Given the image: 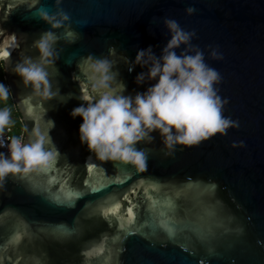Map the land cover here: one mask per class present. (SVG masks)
<instances>
[{
  "label": "water",
  "instance_id": "1",
  "mask_svg": "<svg viewBox=\"0 0 264 264\" xmlns=\"http://www.w3.org/2000/svg\"><path fill=\"white\" fill-rule=\"evenodd\" d=\"M41 7L56 10L54 0H0V55L10 53L0 68L21 137L37 128L54 153L46 171L0 186V264H264V0H62L76 37L56 30L57 74L48 71L52 91L71 94L66 103L32 96L12 73L23 56H38L31 45L50 30L34 15ZM165 18L195 31L192 44L221 75L223 115L238 127L170 154L153 132L151 143L137 145L147 156L142 172L100 162L79 141L82 119L70 116L80 97L93 99L74 79L83 81L77 64L108 57L112 47L123 94L145 92L156 81L137 85L147 69L129 72L119 56L131 64L151 47L159 57L170 39ZM209 46L223 58H209ZM116 204L115 215L104 214Z\"/></svg>",
  "mask_w": 264,
  "mask_h": 264
},
{
  "label": "clouds",
  "instance_id": "2",
  "mask_svg": "<svg viewBox=\"0 0 264 264\" xmlns=\"http://www.w3.org/2000/svg\"><path fill=\"white\" fill-rule=\"evenodd\" d=\"M62 0H54L55 12L39 8L35 16L49 25L50 30L40 34L31 47L38 52L33 59L23 56L12 69L24 88L31 89L34 97L42 101H51L58 95V89L52 91L48 69L57 74L55 62L59 51L56 44L60 36L56 30L63 29L62 35L73 42L76 33L71 30L70 15L61 7ZM196 9L189 7L185 13L192 15ZM170 39L157 57L151 47L137 52L135 60L129 63L126 56H119L131 72L136 66L146 68L135 78V83H156L143 93L124 95L125 86L117 80L119 73L113 69L116 51L110 47L108 57H94L89 54L77 64L83 81L88 86L93 99L84 101L72 110V118L80 117L79 141L100 162H113L131 166L138 172L146 167L147 156L138 144L151 143V133L157 132L166 154L176 146H192L216 135H225L238 122L223 115L226 99L219 95L215 87L221 81V75L205 60L204 51L192 44L195 31H185L179 23L170 18L163 21ZM211 48L209 58L220 60L222 54ZM179 49V53L177 52ZM10 53L0 55V59H9ZM3 69V68H0ZM10 90L0 84V103H7ZM60 103L71 99V94L59 96ZM8 107L0 108V148H7V155L0 152V186L8 178H23L34 172L46 171L54 160V153L44 148L45 137L39 129L33 128L29 139L6 136L14 124ZM53 127V122L48 121ZM50 128V129H51ZM26 131H28L26 129ZM233 144V147L242 146Z\"/></svg>",
  "mask_w": 264,
  "mask_h": 264
},
{
  "label": "trees",
  "instance_id": "3",
  "mask_svg": "<svg viewBox=\"0 0 264 264\" xmlns=\"http://www.w3.org/2000/svg\"><path fill=\"white\" fill-rule=\"evenodd\" d=\"M0 84H3L5 85L4 81H3V76H2V73H1V69H0ZM3 107H8L11 111V118L12 120L14 121V124L13 126L11 127V130L9 131V136H15L17 137L18 135H21L22 133V125H21V122L19 121L18 117H17V114L13 108V105H12V102H11V99L9 97V100L7 101V103H0V108H3Z\"/></svg>",
  "mask_w": 264,
  "mask_h": 264
},
{
  "label": "snow or ice",
  "instance_id": "4",
  "mask_svg": "<svg viewBox=\"0 0 264 264\" xmlns=\"http://www.w3.org/2000/svg\"><path fill=\"white\" fill-rule=\"evenodd\" d=\"M87 98V97H86ZM91 171H93V169H89V172H91ZM86 183H87V181H86ZM134 191V190H133ZM72 195H75V193H70L69 194V199L71 198V196ZM125 199H127V197H125ZM119 210V204H116V205H114L113 207H111V208H109L104 214L105 215H115V213L117 212ZM132 208L131 207H129V209H128V214H129V217H131L132 216ZM12 239V241H15V242H19V239H20V236H19V233H14L13 234V237L11 238Z\"/></svg>",
  "mask_w": 264,
  "mask_h": 264
},
{
  "label": "built area",
  "instance_id": "5",
  "mask_svg": "<svg viewBox=\"0 0 264 264\" xmlns=\"http://www.w3.org/2000/svg\"><path fill=\"white\" fill-rule=\"evenodd\" d=\"M8 133H9V131H6L5 135H6V136H9ZM17 137H21V135H18ZM2 149H3L4 151H7V148H2Z\"/></svg>",
  "mask_w": 264,
  "mask_h": 264
},
{
  "label": "flooded vegetation",
  "instance_id": "6",
  "mask_svg": "<svg viewBox=\"0 0 264 264\" xmlns=\"http://www.w3.org/2000/svg\"><path fill=\"white\" fill-rule=\"evenodd\" d=\"M10 97V96H9ZM11 99V98H10Z\"/></svg>",
  "mask_w": 264,
  "mask_h": 264
}]
</instances>
